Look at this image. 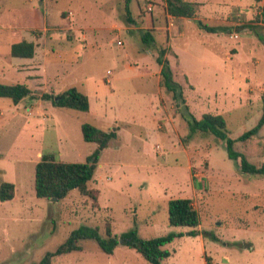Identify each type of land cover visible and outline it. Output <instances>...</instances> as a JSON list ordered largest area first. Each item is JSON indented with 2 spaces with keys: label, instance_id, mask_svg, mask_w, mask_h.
<instances>
[{
  "label": "rangeland",
  "instance_id": "1",
  "mask_svg": "<svg viewBox=\"0 0 264 264\" xmlns=\"http://www.w3.org/2000/svg\"><path fill=\"white\" fill-rule=\"evenodd\" d=\"M214 1L199 6L195 18L165 21L164 0H130V23L125 0H0V83H24L31 90L16 104L0 97V183L15 187L11 200H0V264L37 262L73 229L97 227L104 236L107 223L118 237L129 230L143 238L180 233L164 246L169 252L164 264H264V173L242 171L223 140L193 137L197 131L185 121L221 114L232 138L257 121L255 114L242 115L237 92L240 75H251L252 61L264 58L262 36L247 37L240 27L211 33L196 20L220 26L209 17L231 13L245 22L250 12L236 13L229 4L252 3L254 17L264 1ZM152 10L154 24L164 27L153 33L155 42L171 50L165 56L184 102L159 87L157 51L141 43L138 29L150 23ZM11 36L32 38L33 61L10 56ZM71 86L85 91L88 111L56 107L43 97ZM258 94L264 108V90ZM85 122L117 132L88 183L98 190L96 202L76 188L59 200L37 197L34 167L42 155L84 162L96 148L82 138ZM260 131L235 142L258 166L264 163V128ZM177 197L191 199L196 228L169 224L167 201ZM119 242L106 254L85 239L81 250L57 255L51 264H149Z\"/></svg>",
  "mask_w": 264,
  "mask_h": 264
},
{
  "label": "trees",
  "instance_id": "2",
  "mask_svg": "<svg viewBox=\"0 0 264 264\" xmlns=\"http://www.w3.org/2000/svg\"><path fill=\"white\" fill-rule=\"evenodd\" d=\"M129 1L125 0V20L134 23L129 9ZM165 11L173 17L193 18L196 16L198 3L188 0H164ZM255 21L264 22V10L256 15ZM197 25L204 31L216 33L219 30L229 31L228 28L221 26H211L201 20H196ZM246 27L253 29V25L245 23ZM259 33V32H257ZM140 40L142 45L153 48L157 51L156 63L160 66L159 86L172 92L173 98L179 97L184 102L181 86L177 85L173 78V72L169 60L165 54L170 49L157 45L154 35L150 29H140ZM264 42V39L262 37ZM35 51V43L32 41L21 40L10 46V55L13 57H32ZM171 51V50H170ZM31 94L30 88L24 83H0V97L9 98L14 104ZM45 99H50L56 107L70 108L78 111H88V96L75 86L68 87L57 94H43ZM190 131L195 130L196 134H209L225 142L227 155L239 162L240 169L244 172L261 174L264 173V163L255 165L240 151L235 149L236 141H246L255 136L264 124V108L258 122L250 129L242 132L238 137L232 138L229 135L227 123L221 114L204 113L200 118L194 116L185 119ZM81 134L84 141L93 142L96 148L87 155L84 162H64L55 160L51 155H42L41 159L34 167V188L37 197L47 199L56 198L57 200L65 197L68 192L76 188L80 194L89 196L96 202L98 190L89 187L93 170L99 159L101 151L106 148L112 139L117 137L116 128L105 131L90 123L81 124ZM3 156L0 153V158ZM15 187L11 182L0 183V200H11L14 196ZM168 222L172 226L196 228L199 225V217L192 201L187 197L172 198L167 201ZM193 233V230L189 231ZM180 233H169L164 236L143 238L134 230H129L121 234L120 237L113 234L110 225L107 223L104 236L99 234L98 228L86 225L73 229L67 238L54 250L46 252L43 257L31 264H51L53 257L73 250H81L80 241L90 239L96 241L99 248L106 254H112L114 249L121 243L128 248L134 249L149 264H164L163 261L169 256L165 245L174 238L179 237Z\"/></svg>",
  "mask_w": 264,
  "mask_h": 264
},
{
  "label": "crops",
  "instance_id": "3",
  "mask_svg": "<svg viewBox=\"0 0 264 264\" xmlns=\"http://www.w3.org/2000/svg\"><path fill=\"white\" fill-rule=\"evenodd\" d=\"M188 1H193V2H196L198 3V7H197V11L199 10V6L203 5V8L206 7L208 5V2L209 3H216L214 0H201V1H197V0H188ZM210 1H214V2H210ZM223 1V0H222ZM221 1V2H222ZM225 1V0H224ZM264 1V0H263ZM262 1V2H263ZM217 4V3H216ZM253 4L251 3L250 5H246L244 3H241V1L239 2H232L231 4H229L231 10L235 11L236 13L237 12H250V15H249V18L248 20H245V22L243 20L240 19V17H233V15H231V13H227V14H223L220 18V20H217V19H212V17H209V20H212V21H215V22H219V24H221L220 26L221 27H225V28H228L229 31L232 33V30H234L233 28L234 27H240V29L242 30H245V33L247 34V37L251 36L252 34H254V32L252 31V29H250L249 27H246L245 26V23H249V24H252L254 27L253 29L257 32L260 33V35L263 37L264 39V22L262 21H255L253 22V19L255 18L256 15H259L260 12L262 11H259L257 12L258 14H255L254 17L253 15L251 14L252 13V10L251 9V6ZM125 6V5H124ZM163 7V6H162ZM249 7V9H248ZM153 9H154V6H153ZM210 9V10H209ZM163 10V9H162ZM161 10V13L163 14V12L166 13L165 11V6H164V10L162 12ZM197 11H196V16H197ZM212 9L211 7L207 9V12H205V14H207L208 16H210L212 14ZM153 10L149 13V15L151 16V19H150V23H146V26H144V28H140V29H150L152 30V34L157 31V30H162L164 29V27L162 25H155L154 24V17H153ZM215 13V12H214ZM195 16V17H196ZM30 17L31 18V23L28 25L30 27L33 26V23H35V14L33 13ZM169 17H171V15L169 14H165L164 15V18H165V21L169 19ZM193 17V18H195ZM234 18L233 20H229L231 18ZM187 17H179V19H185ZM178 19V18H177ZM206 19V18H205ZM126 21V20H125ZM203 21V20H202ZM33 22V23H32ZM127 22V21H126ZM204 22V21H203ZM232 23L233 25H230L229 24ZM115 24L117 25V23L113 22L111 23V25L109 26L110 28H114L115 27ZM211 26H215V25H211ZM78 28H83L81 26H76L74 30H78ZM119 30L122 29L120 27H118ZM127 28V26H126ZM84 29V28H83ZM109 29V28H108ZM138 29V30H140ZM85 30V29H84ZM95 30V28L93 29ZM236 30V29H235ZM80 32V31H79ZM85 33V32H84ZM227 33L228 30H227ZM86 34V33H85ZM235 37L238 35H234ZM18 38V37H17ZM85 38H86V35H85ZM21 40H27V41H31L32 38L29 37L28 39H16L14 38L13 36L10 37V44H9V53H10V46L11 44L13 43H16V42H19ZM33 42V41H32ZM45 48V47H44ZM153 49V48H152ZM36 47H35V51H34V55L32 57H27L28 59H30V61H33L35 55H36ZM155 50V49H154ZM174 52V51H173ZM234 52H237V48H235ZM175 54V52H174ZM176 55V54H175ZM11 56V55H10ZM13 57V56H12ZM20 58H26V57H20ZM29 61V62H30ZM32 63V62H31ZM264 64V58H260V59H256L255 61H252V67L254 68L251 75L250 74H242L240 75L239 77V86H238V89L239 91L237 92V97L239 98V107L241 108V110L243 111L242 112V115L243 113L247 112V115L248 116H252L253 114H255V119H257L256 123L258 122L260 116L262 115V112H263V106H261L260 104V101L258 99V97H260V95L258 94L259 93V89L260 90H264V69L260 70V67H262ZM159 77V76H158ZM248 83L247 87H244V83ZM160 87V86H159ZM163 88V87H162ZM254 88V89H253ZM81 90V89H79ZM82 91V90H81ZM85 93V91H83ZM86 94V93H85ZM87 95V94H86ZM173 96V94H172ZM262 107V109H261ZM252 109H255V111L251 114L250 111H252ZM226 113H228L229 111H225ZM216 114V113H215ZM218 114V113H217ZM264 128V124L262 125V127L260 128V130H262ZM248 130V129H246ZM245 130V131H246ZM258 131V134L261 133V131ZM244 132V131H243ZM241 134V133H240ZM239 134V135H240ZM238 135V136H239ZM237 136V137H238Z\"/></svg>",
  "mask_w": 264,
  "mask_h": 264
},
{
  "label": "water",
  "instance_id": "4",
  "mask_svg": "<svg viewBox=\"0 0 264 264\" xmlns=\"http://www.w3.org/2000/svg\"><path fill=\"white\" fill-rule=\"evenodd\" d=\"M51 200H57L56 198H52Z\"/></svg>",
  "mask_w": 264,
  "mask_h": 264
},
{
  "label": "built area",
  "instance_id": "5",
  "mask_svg": "<svg viewBox=\"0 0 264 264\" xmlns=\"http://www.w3.org/2000/svg\"><path fill=\"white\" fill-rule=\"evenodd\" d=\"M150 9V8H149Z\"/></svg>",
  "mask_w": 264,
  "mask_h": 264
}]
</instances>
